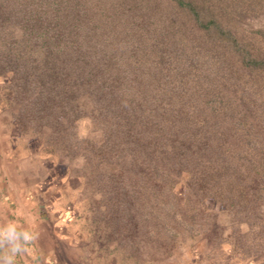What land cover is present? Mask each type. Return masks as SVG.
<instances>
[{"label": "trees", "instance_id": "trees-1", "mask_svg": "<svg viewBox=\"0 0 264 264\" xmlns=\"http://www.w3.org/2000/svg\"><path fill=\"white\" fill-rule=\"evenodd\" d=\"M263 12L264 0H0V75L20 117L80 157L98 230L142 223L148 237L157 220L158 240L195 232L229 264H264V30L240 24Z\"/></svg>", "mask_w": 264, "mask_h": 264}, {"label": "rangeland", "instance_id": "rangeland-1", "mask_svg": "<svg viewBox=\"0 0 264 264\" xmlns=\"http://www.w3.org/2000/svg\"><path fill=\"white\" fill-rule=\"evenodd\" d=\"M240 24L245 30H264V12L245 16ZM9 81L0 75V227L12 223L19 231L26 228L33 236L23 252L26 262L229 264L226 253L195 232L176 239L161 232L158 240V229L164 230V226H158L157 220L149 223L148 237L143 234L142 223L120 235L111 233V238L110 226L103 225L98 230L95 215L99 213V193L86 180L80 157L66 156L61 140L52 136L55 132L48 125L33 130L31 118L20 117L18 104L11 98ZM20 121L28 127L21 126ZM257 211L264 225V201ZM39 249L48 258L42 255L33 259ZM6 251L1 248L0 255Z\"/></svg>", "mask_w": 264, "mask_h": 264}, {"label": "clouds", "instance_id": "clouds-1", "mask_svg": "<svg viewBox=\"0 0 264 264\" xmlns=\"http://www.w3.org/2000/svg\"><path fill=\"white\" fill-rule=\"evenodd\" d=\"M32 239L28 231H19L15 224L0 227V248L7 249L5 254L0 255V264H14V257L26 251L24 245Z\"/></svg>", "mask_w": 264, "mask_h": 264}, {"label": "crops", "instance_id": "crops-1", "mask_svg": "<svg viewBox=\"0 0 264 264\" xmlns=\"http://www.w3.org/2000/svg\"><path fill=\"white\" fill-rule=\"evenodd\" d=\"M29 207H31V205L29 206ZM5 210H7V209H5ZM8 210H9V212L11 211V207L10 206H8ZM7 215L9 216V213H7ZM22 231H26V228H23L22 229ZM31 244V242H28V243H26L25 245H24V248H27L29 245ZM0 252H1V248H0ZM23 252H25V251H23ZM23 252H21V253H19V256H15L14 257V260H16V262L18 261V263L17 264H21V261H23V264H30L29 262H26L24 259H27V255L25 254V253H23ZM22 254V255H21ZM38 254H40V256L38 257ZM47 256V254L46 253H44V251L43 250H40L39 249V253H37V255L35 254L34 256H32V258L33 259H36V258H41V257H43V256ZM47 258H48V256H47ZM33 264V263H32Z\"/></svg>", "mask_w": 264, "mask_h": 264}]
</instances>
